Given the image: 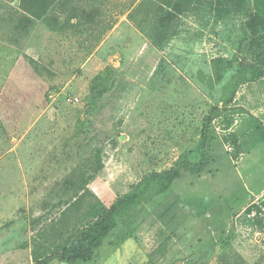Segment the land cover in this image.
Returning <instances> with one entry per match:
<instances>
[{"label":"rangeland","instance_id":"374dc122","mask_svg":"<svg viewBox=\"0 0 264 264\" xmlns=\"http://www.w3.org/2000/svg\"><path fill=\"white\" fill-rule=\"evenodd\" d=\"M53 1L27 31L20 1L0 0V264L60 255L98 209L183 155L198 162L217 106L209 171L163 194L155 182L76 264H264V80L224 105L231 75L219 82L213 63L249 60L254 0H193L161 46L165 0Z\"/></svg>","mask_w":264,"mask_h":264},{"label":"trees","instance_id":"16d2710c","mask_svg":"<svg viewBox=\"0 0 264 264\" xmlns=\"http://www.w3.org/2000/svg\"><path fill=\"white\" fill-rule=\"evenodd\" d=\"M19 1V4H15V0H13V4H15L13 8L20 16L19 24L16 28H23L27 31H29L30 27H34L37 22L43 21L45 24H49V13L55 9V5H57L53 0ZM164 3L169 10H167L161 18L156 19L158 33L163 32L158 35V38H155L157 46H161L159 43L166 40L176 13H184L191 7L193 0H165ZM253 9V12H249L245 9L248 13L246 15L248 16V20L245 24L246 30L250 33V41L248 42L247 48V57L249 60L243 61L242 59L239 65L233 61L222 58L213 61L215 76L219 82L225 78V75H231L224 87L226 93L221 96L220 100L224 105H229L234 101L238 88L243 83L264 79V0H254ZM72 16L76 17L75 14ZM99 79L106 81L101 76L98 77V80ZM97 81L93 85V99L95 97L94 93L100 89L99 87H103L106 84L104 82V85H101ZM105 90L106 86L99 92L103 93ZM221 110L222 109L218 106L214 107L203 123L201 130V147L199 150L201 159L198 162H191L183 155L172 170L165 173H154L146 177L133 187L127 195L119 198L110 208L98 209L95 213L97 217L94 216L95 221L78 231L70 244L62 250L60 255H51L45 259L37 260L35 264H49V262L55 258H58L63 264H76L78 262L91 261L95 251L102 247L105 240L118 228L119 218L122 219L126 213L130 212L132 207H137L141 203L142 198L151 190L155 182L159 183V193L163 194L171 189L175 180L179 179L184 172L199 176L208 172V168L214 162L211 155L213 151L212 148H215V144L220 141L213 123L214 120L219 117ZM259 124L260 127L263 128V124L260 122ZM164 179L166 180L165 184L161 182V180Z\"/></svg>","mask_w":264,"mask_h":264},{"label":"crops","instance_id":"0c3cea01","mask_svg":"<svg viewBox=\"0 0 264 264\" xmlns=\"http://www.w3.org/2000/svg\"><path fill=\"white\" fill-rule=\"evenodd\" d=\"M262 80H264V79H262ZM260 81V80H259ZM220 117V116H219ZM251 117H253L254 119H256V120H258V118H257V116L256 115H254V114H252L251 115ZM217 119V118H216ZM214 122H215V120H214ZM259 122L260 123H262L263 124V122H262V120H259ZM214 124V123H213ZM216 129V128H215ZM84 180L82 179V181H80V180H78V181H70V180H68V181H66V187H69V189L68 190H70V188H73V187H75V188H79V186H81L82 184H81V182H83ZM65 187V186H64ZM263 191L260 193V195L257 197V198H260L262 195H263ZM70 244V243H69Z\"/></svg>","mask_w":264,"mask_h":264},{"label":"built area","instance_id":"2783aa9c","mask_svg":"<svg viewBox=\"0 0 264 264\" xmlns=\"http://www.w3.org/2000/svg\"><path fill=\"white\" fill-rule=\"evenodd\" d=\"M78 101V100H77Z\"/></svg>","mask_w":264,"mask_h":264}]
</instances>
